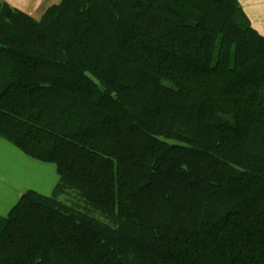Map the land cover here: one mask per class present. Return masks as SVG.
<instances>
[{
  "label": "trees",
  "instance_id": "trees-1",
  "mask_svg": "<svg viewBox=\"0 0 264 264\" xmlns=\"http://www.w3.org/2000/svg\"><path fill=\"white\" fill-rule=\"evenodd\" d=\"M0 138L59 176L0 216V264H264V35L238 0H0Z\"/></svg>",
  "mask_w": 264,
  "mask_h": 264
},
{
  "label": "crops",
  "instance_id": "crops-1",
  "mask_svg": "<svg viewBox=\"0 0 264 264\" xmlns=\"http://www.w3.org/2000/svg\"><path fill=\"white\" fill-rule=\"evenodd\" d=\"M238 2L253 22H251L253 28L264 35V28L261 26L264 24V0H238ZM257 14H261V17L256 16ZM14 163L23 165L24 175L13 168ZM35 176L40 177V180H33ZM58 181L59 176L54 164L37 162L0 138V216L4 215L5 211H10L28 190L49 195V191ZM47 188L51 189L45 193L42 189Z\"/></svg>",
  "mask_w": 264,
  "mask_h": 264
},
{
  "label": "rangeland",
  "instance_id": "rangeland-1",
  "mask_svg": "<svg viewBox=\"0 0 264 264\" xmlns=\"http://www.w3.org/2000/svg\"><path fill=\"white\" fill-rule=\"evenodd\" d=\"M38 1V2H36ZM62 0H5V2L9 3L13 8L15 9H20L21 11H24L28 14H31V16H34L37 19H40L43 15H44V11L53 6L56 5L58 3H60ZM242 6V5H241ZM30 12V13H29ZM243 12L246 15V12L243 10ZM247 16V15H246ZM256 16L261 17V14H257ZM249 18V17H248ZM250 19V18H249ZM252 22V21H251ZM253 23V22H252ZM262 28H264V24L261 25ZM13 168L18 171L19 174H25L24 173V167L23 165H20L19 163H14ZM36 178H33V180L37 181L40 180V177L35 176ZM58 183V182H56ZM57 185V184H56ZM55 187L53 186V188L50 189H42L45 193L48 192L49 190V195L50 196L53 194ZM62 201H64L65 203H70L73 204L74 206H76V208L81 209V210H86V204L84 202V200H82L79 195H77L76 193L72 192L70 195H65L62 196L60 198ZM4 215L1 216H5L9 213V210L4 212ZM97 218L102 219V217L99 216V214L92 212Z\"/></svg>",
  "mask_w": 264,
  "mask_h": 264
}]
</instances>
